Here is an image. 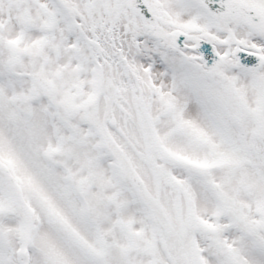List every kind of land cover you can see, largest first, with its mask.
<instances>
[{"label":"snow or ice","instance_id":"obj_1","mask_svg":"<svg viewBox=\"0 0 264 264\" xmlns=\"http://www.w3.org/2000/svg\"><path fill=\"white\" fill-rule=\"evenodd\" d=\"M0 264H264V0H0Z\"/></svg>","mask_w":264,"mask_h":264}]
</instances>
